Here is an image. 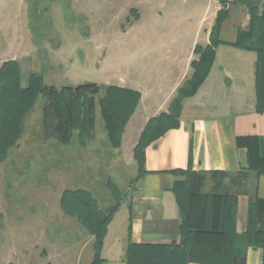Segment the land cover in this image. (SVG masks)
<instances>
[{"label": "rangeland", "instance_id": "374dc122", "mask_svg": "<svg viewBox=\"0 0 264 264\" xmlns=\"http://www.w3.org/2000/svg\"><path fill=\"white\" fill-rule=\"evenodd\" d=\"M222 5L219 0H0V67L16 58L25 77L41 72L56 86L87 81L154 86L169 65L161 43H188ZM41 104L42 98L26 118L19 145L0 163V264H64L68 256L73 263L84 243L81 264H91L93 240L64 212L61 195L66 188H86L105 209L113 202L108 184L114 181L124 190L137 166L127 143L122 149L111 146L99 109L85 146L77 133L67 145L44 139Z\"/></svg>", "mask_w": 264, "mask_h": 264}, {"label": "crops", "instance_id": "0c3cea01", "mask_svg": "<svg viewBox=\"0 0 264 264\" xmlns=\"http://www.w3.org/2000/svg\"><path fill=\"white\" fill-rule=\"evenodd\" d=\"M259 1V9L264 13V0ZM226 3L230 6L224 5L228 15L222 22L220 38L234 42L238 28L248 25L249 14L247 7L236 0ZM220 9L216 10L214 20L206 30L195 29L188 43L178 40L161 43L163 50L167 48L162 54L169 65L161 71L154 86L145 81L115 84L141 93L120 147L122 149L127 143V153L134 160L137 173L131 184L122 190L121 206L108 225L101 252L102 264H126L129 226L133 242L172 243L180 240L181 214L172 189L175 181L184 179L185 175L176 174L173 169H186L190 165L192 181L203 193L236 197V229L239 233L247 228L249 203L264 201V172L256 169L264 161V113L256 110L257 53L254 50L220 44L206 80L195 95L182 102L180 126L169 129L146 147L144 173L139 175L134 158V148L148 120L168 111L178 88L193 73L191 62L197 57L194 48L197 44L205 46L210 42V30ZM22 74L23 85H26L29 73L25 77L22 70ZM136 112L139 116L134 120ZM82 245L73 263L68 256L64 264L68 261L69 264H81ZM92 260L93 253L91 264ZM233 264H264V247H249L245 258H237Z\"/></svg>", "mask_w": 264, "mask_h": 264}, {"label": "trees", "instance_id": "16d2710c", "mask_svg": "<svg viewBox=\"0 0 264 264\" xmlns=\"http://www.w3.org/2000/svg\"><path fill=\"white\" fill-rule=\"evenodd\" d=\"M247 7L249 23L239 27L234 42L220 38L223 20L228 15L224 8L227 0H220L210 30V42L197 44L191 62L193 73L178 88L167 112L151 117L146 123L134 148L139 175L145 172V149L169 129L180 126L182 102L195 95L206 80L220 44L254 50L256 110L264 113V13L259 0H236ZM141 93L137 89L115 84L87 81L77 85L56 86L45 81L44 74L31 71L23 85L21 63L17 59L4 61L0 67V163L8 159L24 135L26 118L35 109L40 98L42 136L59 144H69L75 134L82 146L93 136L96 113L99 109L108 140L118 148L131 116L136 110ZM256 169L264 172V161ZM185 175L176 180L173 192L181 214L180 240L172 243H137L129 239L126 264H233L245 258L249 247H264V201L249 203L247 228L236 229V197L222 193H203L191 178L190 165L186 169H173ZM108 184L113 202L103 209L93 192L86 188H66L60 199L66 214L93 236L92 264H102L101 252L108 225L121 206L123 192L116 183Z\"/></svg>", "mask_w": 264, "mask_h": 264}, {"label": "built area", "instance_id": "2783aa9c", "mask_svg": "<svg viewBox=\"0 0 264 264\" xmlns=\"http://www.w3.org/2000/svg\"><path fill=\"white\" fill-rule=\"evenodd\" d=\"M230 4L229 3H226L225 7L226 8H229Z\"/></svg>", "mask_w": 264, "mask_h": 264}]
</instances>
